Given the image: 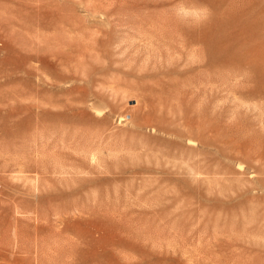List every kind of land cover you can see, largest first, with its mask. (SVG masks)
I'll return each instance as SVG.
<instances>
[{"label": "rangeland", "instance_id": "rangeland-1", "mask_svg": "<svg viewBox=\"0 0 264 264\" xmlns=\"http://www.w3.org/2000/svg\"><path fill=\"white\" fill-rule=\"evenodd\" d=\"M0 264H264V0H0Z\"/></svg>", "mask_w": 264, "mask_h": 264}, {"label": "clouds", "instance_id": "clouds-1", "mask_svg": "<svg viewBox=\"0 0 264 264\" xmlns=\"http://www.w3.org/2000/svg\"><path fill=\"white\" fill-rule=\"evenodd\" d=\"M179 11L185 17L192 18L197 22H203V20L205 19L204 14L207 12V9L204 8L203 10L189 12L188 10L181 8Z\"/></svg>", "mask_w": 264, "mask_h": 264}]
</instances>
